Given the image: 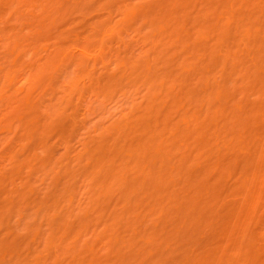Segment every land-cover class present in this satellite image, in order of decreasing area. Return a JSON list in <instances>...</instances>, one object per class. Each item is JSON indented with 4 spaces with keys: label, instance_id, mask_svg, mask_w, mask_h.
Segmentation results:
<instances>
[{
    "label": "rangeland",
    "instance_id": "obj_1",
    "mask_svg": "<svg viewBox=\"0 0 264 264\" xmlns=\"http://www.w3.org/2000/svg\"><path fill=\"white\" fill-rule=\"evenodd\" d=\"M0 264H264V0H0Z\"/></svg>",
    "mask_w": 264,
    "mask_h": 264
}]
</instances>
